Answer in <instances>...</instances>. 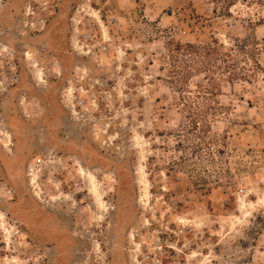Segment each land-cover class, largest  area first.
<instances>
[{
	"label": "rangeland",
	"instance_id": "374dc122",
	"mask_svg": "<svg viewBox=\"0 0 264 264\" xmlns=\"http://www.w3.org/2000/svg\"><path fill=\"white\" fill-rule=\"evenodd\" d=\"M0 264H264V0H0Z\"/></svg>",
	"mask_w": 264,
	"mask_h": 264
},
{
	"label": "trees",
	"instance_id": "16d2710c",
	"mask_svg": "<svg viewBox=\"0 0 264 264\" xmlns=\"http://www.w3.org/2000/svg\"><path fill=\"white\" fill-rule=\"evenodd\" d=\"M234 5V2H230L227 8L231 9ZM166 48L169 57L172 59V76L182 75V82L183 84L185 83V88L183 89H188V81L195 74L204 75L203 82H207L212 87L219 88V90L221 89L220 81L214 76L215 73L211 70L210 56L212 50L210 47L172 42L167 44ZM202 86L198 84V87ZM212 95L214 96V93ZM210 116L215 117L216 115L201 111L194 114L192 117L193 127L197 128V125L201 123L204 131L210 130Z\"/></svg>",
	"mask_w": 264,
	"mask_h": 264
}]
</instances>
